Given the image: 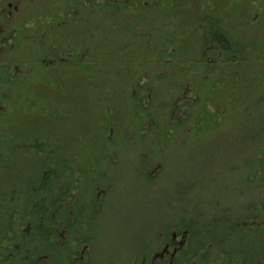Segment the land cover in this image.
I'll return each mask as SVG.
<instances>
[{
  "label": "trees",
  "instance_id": "1",
  "mask_svg": "<svg viewBox=\"0 0 264 264\" xmlns=\"http://www.w3.org/2000/svg\"><path fill=\"white\" fill-rule=\"evenodd\" d=\"M29 2L0 0L6 36L33 13L50 21L18 44L36 46L27 70L0 69V264H264V182L225 192L235 162L208 154L243 110L236 89L264 79L263 66L237 81L246 44L260 58L264 41L256 49L231 12L211 19L199 0H39L23 13ZM260 139L236 158L264 174ZM172 171L181 187L161 185L159 222L122 247L126 201L112 210L113 198L132 176L154 192Z\"/></svg>",
  "mask_w": 264,
  "mask_h": 264
},
{
  "label": "rangeland",
  "instance_id": "2",
  "mask_svg": "<svg viewBox=\"0 0 264 264\" xmlns=\"http://www.w3.org/2000/svg\"><path fill=\"white\" fill-rule=\"evenodd\" d=\"M199 1H203V6L205 7L206 12L209 13L208 17L211 19H217L223 14L231 12V14H233V16H231L234 18L231 19V23L235 25V28L232 30V32H234L235 34L237 32H242L244 33V35L246 34V42L252 40L255 36H257V40H255V43H259V45L256 46V49H259L261 43L264 41V0ZM38 3L39 0H33V2L23 4L21 6L22 12L26 13L31 9H35V6ZM221 4L223 5L222 8L220 7ZM225 6L227 8H224ZM237 12L242 15L238 19V23L236 22ZM251 19L252 21L255 19V22L257 24L255 23V25H251ZM45 25H47L48 27L50 25L49 14L46 12L42 14L33 13L28 19L25 20L22 25L16 27V33L14 34V37L17 36L16 38H11V41L8 42L6 36L3 37L4 42H0V49L3 48V50H5L10 47V50L3 53V55L0 54V60H10V57L19 56V59L23 61L22 63L17 64L10 62L11 65H7L6 67H4L7 72L10 73L14 71L17 74H22L25 70H27V68L30 66V63L24 61V55L27 54L25 57L29 58L31 55L30 50L35 49L36 46L33 45V42L30 43L31 46H29L28 44H22L18 46V44L25 40L23 39L24 37L32 35L35 31L41 32ZM255 27L256 29H261L257 30V32L255 33ZM5 33L6 32H4V34ZM249 45V43L246 44V50L244 52L246 55L249 56V60L239 61L240 67L242 68H239V71L241 73H239L237 81L241 84V87H245V83H247L246 78L243 79L244 72L247 76L250 75V77H253V71H255L256 69L258 72V68H262L264 66V56L260 55V58L258 56H255L253 45ZM262 48H264V46ZM247 50H251V52H247ZM41 55L32 53V56L35 57ZM182 64L185 67V71H189L191 69L187 64ZM236 90L239 93L247 96L242 102L241 108H243V110H238V115L236 117L229 118L225 121V118L230 116V113L232 112L227 97L228 95L230 96V92L228 90H225V92H221L220 95L225 96V107L227 108V110H225V122L223 121L224 123L221 127V130H218V132L214 134L216 138L215 140H217V138L219 139L217 141H213L215 145H213V150L208 154L212 155L215 153L216 150L220 151V153L226 152L227 160H229L230 162H235L228 164V167L231 165L232 166L227 168V170L224 172L225 179L224 184L220 188L221 190L225 192H229V190L231 192H242L243 190L240 189H244L245 186H249L248 189L244 190L251 189L252 192H255V188L264 182V174L255 173V169L247 170L245 166H243L244 162L242 160L237 161L236 155L240 154L241 152L242 158L247 156L248 160L252 157L253 154H255V152H257L261 140L260 137H264V79L262 81H258L256 85L254 82V85H251L249 89H245L246 91L240 87H238ZM256 99L258 100V103L256 105L257 108L255 109ZM215 102V107H217V99L215 100ZM231 116L233 117L234 113L231 114ZM215 130H213V132H215ZM205 135L207 134H199L198 136L208 140L209 138H205ZM211 166L210 169L212 171H218V167H215L214 169L211 168ZM246 175H248L249 180L243 181L244 176ZM164 177L165 181H161L159 183V189L157 190L156 187L153 186V189L155 191L150 192L146 189L138 191L137 187L140 186L141 188H144L145 183L142 182L143 180L141 178H139L138 180L137 177L132 176L131 180L135 179V181L134 184H131V187L133 185L132 188L129 184L126 199H123L121 195L117 197V199L113 198L112 210L115 209L116 206L119 204L116 202L119 201L121 203L123 201H126L125 206L127 209H125L121 213L119 230L116 233L119 237L117 238V241L122 247H124L125 245L127 246V241L129 239V245L132 246L130 242H137L140 235L144 237L149 235L151 229H153L156 226V223L159 222L158 219L163 212V206L166 204V195L161 193L160 191L161 185L166 184L172 187V191L175 186L176 188L181 187L179 184H177V180L173 179V171L167 173V175H165ZM182 177L183 175L180 174V179ZM261 192H264V188L261 190ZM107 197H110V194H108ZM133 239L135 240L132 241Z\"/></svg>",
  "mask_w": 264,
  "mask_h": 264
},
{
  "label": "flooded vegetation",
  "instance_id": "3",
  "mask_svg": "<svg viewBox=\"0 0 264 264\" xmlns=\"http://www.w3.org/2000/svg\"><path fill=\"white\" fill-rule=\"evenodd\" d=\"M9 13H11V11L9 12ZM9 17V15L7 16V18ZM16 27L15 28H11V32H9L10 34H9V36H6L5 34H4V32H8L7 31V28L3 25V20H2V17H1V15H0V42L2 43V42H4V39H3V37L4 36H6V38L8 39V42L9 41H11V38H12V36H14V34L16 33ZM17 37V36H16ZM10 50V47L9 48H7V49H5V50H3V48H1L0 49V54L1 55H3V53H5V52H7V51H9ZM3 57V56H2ZM11 61H8V62H3V61H0V69H1V66H3L2 68H4V67H6L7 65H11V63H10ZM14 62V61H13ZM25 62H28V61H25ZM9 63V64H8ZM5 70V69H4ZM6 71V70H5ZM13 72V71H12ZM9 73V72H8ZM14 73H16V72H14Z\"/></svg>",
  "mask_w": 264,
  "mask_h": 264
}]
</instances>
